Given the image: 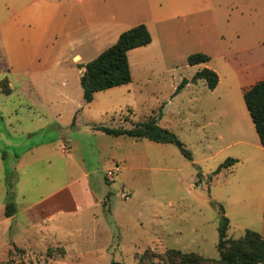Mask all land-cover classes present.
I'll list each match as a JSON object with an SVG mask.
<instances>
[{"label": "rangeland", "instance_id": "1", "mask_svg": "<svg viewBox=\"0 0 264 264\" xmlns=\"http://www.w3.org/2000/svg\"><path fill=\"white\" fill-rule=\"evenodd\" d=\"M33 3L0 0V81L12 89L0 93V264H173L169 250L214 264L220 207L227 238L252 230L264 239V149L234 87L264 65V0H131L117 29L79 47L43 44ZM139 24L151 43L128 52L131 82L84 104V66L116 42V31ZM193 53L210 62L189 66ZM204 67L218 72V90L199 80L174 94ZM161 105L158 126L178 137L192 161L173 145L94 129L132 128ZM228 158L238 162L211 176ZM114 163L120 172L110 184L104 173ZM83 174L98 204L80 198L77 210L64 203L43 220L38 206ZM63 197L43 207L62 206Z\"/></svg>", "mask_w": 264, "mask_h": 264}, {"label": "trees", "instance_id": "2", "mask_svg": "<svg viewBox=\"0 0 264 264\" xmlns=\"http://www.w3.org/2000/svg\"><path fill=\"white\" fill-rule=\"evenodd\" d=\"M150 43L151 35L149 31L145 25L139 24L122 32L113 45L87 63L79 78L84 104L91 103L94 94L98 92L129 84L131 82V72L128 52ZM209 61L210 57L203 53H193L187 58L189 66L204 64ZM199 80L204 81L206 88L213 91L218 85L219 77L214 70L203 68L197 71L190 80L183 79L175 89L174 94H178L187 84H195ZM0 93L4 95L11 93L6 78L0 81ZM242 98L259 143L264 149V78L245 90ZM162 109L163 105L160 106L156 117L152 116L144 122H138L129 129L104 126H95L94 129L115 138L147 139L156 144L173 145L186 160L192 161L191 153L184 147L178 137L173 132L158 126ZM2 159H4V155H2ZM237 162L236 159H226L211 176L217 175L223 169L232 168ZM8 198L10 201L4 207L6 218L12 217L15 211L10 193H8ZM220 211L217 228L219 259L214 264H264V239L252 230H245L243 236L236 240L227 238L229 221L227 217L223 216L222 207H220ZM169 252L175 256L173 264H206L205 259L196 253H183L179 250H169Z\"/></svg>", "mask_w": 264, "mask_h": 264}, {"label": "crops", "instance_id": "3", "mask_svg": "<svg viewBox=\"0 0 264 264\" xmlns=\"http://www.w3.org/2000/svg\"><path fill=\"white\" fill-rule=\"evenodd\" d=\"M128 1L131 0H37V5L35 3L32 4L37 8L34 12L35 20L32 24L41 27L43 32L41 42L43 44L65 42L69 47H79L82 44L88 43L95 44V42L104 39V33H109L113 29H117V27H119L125 20L126 14H128V11L126 10V4ZM115 33L116 37H119L121 32L116 31ZM76 58V63H79L80 55L75 54L72 57V60L74 61ZM208 63L201 65L207 66ZM263 71L264 65L258 64L253 71L242 75L241 80H243V84H240L242 85L240 88L239 85L235 83L234 87L238 88L239 92V95L236 92V106L240 111L243 109L242 105L238 102V96L242 98L245 90L262 80L264 78ZM216 73L218 74L217 71ZM232 73L231 80L235 81L236 71L234 72L233 70ZM218 77L219 82L213 90L214 92L218 90L221 82L220 76ZM188 88H190L189 84L186 85L181 92ZM70 144V142L66 143L67 146H70ZM2 154L0 152L1 161ZM113 156L116 157L115 154ZM230 170L231 168L226 169V171ZM86 178L87 174H83L81 178L68 183L62 189L54 192V195L52 194L53 196L49 197L38 206L39 213L37 214L43 217V220L49 222L52 219V213L55 210V207L58 209L57 212L62 213L63 210L61 208L65 207L64 203H70L75 207V210H77L75 203H79L81 201L80 198L85 199L88 202L89 207L92 208L93 206H96L99 199L92 197L88 190L89 185ZM61 194H64V197L61 198V201L64 200V202L61 203L62 206L53 204L45 205L47 207H43L44 204L54 200Z\"/></svg>", "mask_w": 264, "mask_h": 264}, {"label": "built area", "instance_id": "4", "mask_svg": "<svg viewBox=\"0 0 264 264\" xmlns=\"http://www.w3.org/2000/svg\"><path fill=\"white\" fill-rule=\"evenodd\" d=\"M119 172H120L119 164L114 163V165L111 168L107 169L104 173L105 178L107 179V182H109L110 184H113ZM129 195H130V192L127 189L122 190L121 197L123 199H128Z\"/></svg>", "mask_w": 264, "mask_h": 264}]
</instances>
